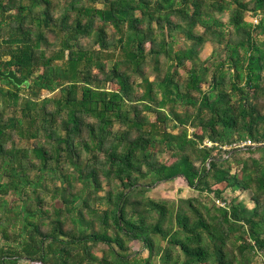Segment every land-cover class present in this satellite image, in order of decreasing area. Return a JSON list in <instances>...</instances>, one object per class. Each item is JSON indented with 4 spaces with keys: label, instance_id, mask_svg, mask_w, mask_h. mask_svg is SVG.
Segmentation results:
<instances>
[{
    "label": "trees",
    "instance_id": "16d2710c",
    "mask_svg": "<svg viewBox=\"0 0 264 264\" xmlns=\"http://www.w3.org/2000/svg\"><path fill=\"white\" fill-rule=\"evenodd\" d=\"M10 70L25 82L0 76V264H264V161L238 155L264 147V0H0ZM176 177L211 204L142 194Z\"/></svg>",
    "mask_w": 264,
    "mask_h": 264
},
{
    "label": "rangeland",
    "instance_id": "374dc122",
    "mask_svg": "<svg viewBox=\"0 0 264 264\" xmlns=\"http://www.w3.org/2000/svg\"><path fill=\"white\" fill-rule=\"evenodd\" d=\"M246 19L248 21L256 22V18L254 16H252L248 12L246 14ZM221 20H223V22H225L226 21V16L225 15L222 16ZM85 41H87V40H85ZM213 48H214V43L205 42L202 45L201 49L199 50V53H198L199 58L201 60H203L204 62L208 63L206 61V59L208 58V56L211 53ZM161 62L162 63L160 64V69H162L161 71H163L165 69V63H164L163 59H161ZM152 66H153V64L151 62L144 69L145 75L149 79H153L155 77V75L157 74V72L154 71ZM186 66H187L186 68H188L189 62L186 63ZM186 68L185 69H179V75L180 76H182V77L185 76ZM133 80H135L136 82L139 81V79L136 78V77ZM105 87L112 88L113 85H111L109 83H106ZM136 89H138V88L136 87ZM57 92L58 91L56 90V91H54L52 93H49V92H46V91L43 90L42 93H41V96H45V95L53 96V95L57 94ZM168 107H169V105H166L165 109L167 110ZM177 110L180 111V110H183V108L177 106ZM145 114H147V113H145ZM147 116H148L147 119H149L150 121H153L155 119V113H148ZM170 124H171V122L167 123L168 126H170ZM195 129L196 128H193L192 126H188V133L191 134L193 132V130H195ZM177 130H178V127L174 128L173 132H176ZM238 141L239 140H236L235 142H233V144L238 142ZM32 142H33V138H31V139L23 138L22 140L19 139L17 141V145L18 146H22V147H27V146L29 147L32 144ZM262 146H264V145H262ZM238 153L237 154L241 158H246V157L248 158L249 156H253V157H256L257 159H259L262 162L264 161V156H263L264 147H262L260 149L253 148V149H250V150H240V151H238ZM92 156H96L97 158H102L103 157V153L99 152V151H94L93 153L92 152L91 153L90 152L89 153H83V157L85 159L89 158V160H91L93 158ZM174 159H175V156L172 155L170 151H164V152H162L161 154H159L157 156V160L159 162H165L166 164L170 163ZM65 169L69 170V166L66 165ZM33 174H35V173L31 172V176H33ZM148 181H149V178L147 177L142 182H148ZM59 185H60V180H59V178L55 177V180L50 185V188H52L53 186H59ZM108 188H109V185L107 183H105L104 181H102L101 189L97 191V195L98 196H102L103 194L106 193V190ZM49 190L40 191L39 192V194L42 197V204L45 207H49L50 203H53V205L61 204L60 200L52 199V197L50 195L51 191L49 192ZM142 194L145 195V196L154 198V199H164V200H178L179 198H187V197H197L198 198L199 197L206 204H208V205L211 204V200H210L209 196H206V195H203V194L202 195L198 194V192L195 189L189 187L186 184V182L184 181V179L181 178V177H176V178H174L172 180H169V181L156 182L150 188L144 187ZM226 194H227L226 196L229 197V198H231L233 196H236L238 199L243 200L247 204L248 207H252V205H253L252 200L250 198V192L247 189L246 190H242V191L235 190L233 192L230 191L229 189H227ZM8 201L10 203H13L14 205H18V204L20 205V203H21V200H19L15 194L9 195L8 196ZM94 203L96 204V206L99 205V208H103L105 206V205L99 204L97 200H95ZM0 241H1V239H0ZM129 247H130V250H133V251L140 250L141 244L139 242H137V241H133V242L130 243ZM104 249H105V245L98 244L97 246L92 248V253L95 256H101L102 255V251ZM146 255H147V252L146 251H142V256H146ZM253 261L255 262V264H259V262H261V255L260 254L254 255L253 256ZM157 264H159V263H157Z\"/></svg>",
    "mask_w": 264,
    "mask_h": 264
},
{
    "label": "water",
    "instance_id": "95a60500",
    "mask_svg": "<svg viewBox=\"0 0 264 264\" xmlns=\"http://www.w3.org/2000/svg\"><path fill=\"white\" fill-rule=\"evenodd\" d=\"M0 76H6V77L10 78L17 85H21L22 83L25 82V79L17 76L12 70L5 72V73L0 72Z\"/></svg>",
    "mask_w": 264,
    "mask_h": 264
},
{
    "label": "built area",
    "instance_id": "2783aa9c",
    "mask_svg": "<svg viewBox=\"0 0 264 264\" xmlns=\"http://www.w3.org/2000/svg\"><path fill=\"white\" fill-rule=\"evenodd\" d=\"M250 143H251L250 140L247 139V140H243V141L239 142L238 145L244 146V145L250 144ZM206 144L209 145L210 143L206 142ZM220 204L223 205V202H221Z\"/></svg>",
    "mask_w": 264,
    "mask_h": 264
}]
</instances>
